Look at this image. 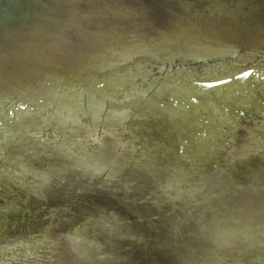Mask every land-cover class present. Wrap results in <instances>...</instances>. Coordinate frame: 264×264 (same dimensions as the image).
<instances>
[{"label":"rangeland","instance_id":"1","mask_svg":"<svg viewBox=\"0 0 264 264\" xmlns=\"http://www.w3.org/2000/svg\"><path fill=\"white\" fill-rule=\"evenodd\" d=\"M230 54L229 59L199 63L200 67L186 61L176 63L170 58L167 62L159 60L131 77L127 83L131 85L129 90L122 89L125 85H114L109 87L111 91L106 88L88 94L102 110V114L101 110L93 113L92 120L98 119L93 127L87 123V113L70 115L76 118H71L70 123L61 120L63 116L57 114L55 104L1 119L0 246L8 244L11 249L0 252V264H31L40 260L48 264L57 253L52 239L68 230L92 233L104 250L126 248V258L146 256L152 258L153 264H190L195 259L200 264H210L218 256H223L226 264L263 262L264 230L260 227L264 224V144L260 139L264 137V65ZM81 98L76 103L82 106ZM148 102L162 103L164 111L169 107L165 113L159 105L147 107ZM113 105L115 109L107 117L105 113ZM49 107L53 110L49 111ZM136 107L139 111L135 113ZM248 109L251 112L247 113ZM209 113L225 117L226 123L221 125L224 129L210 131L213 123H219L211 120ZM252 113L261 119L253 120ZM180 121L197 127L198 132L176 136L179 132L173 129ZM205 122L209 129L203 127ZM239 122L249 123L241 127L246 130L244 135L236 131L241 130ZM230 125H235V129ZM201 127L207 134L199 132ZM200 133L204 140L198 136ZM247 151H252L256 160L242 163V172L231 174V164L239 157H248ZM207 153L212 155L211 167L208 160H201L206 159ZM86 160L91 164L106 162L109 167L104 176L101 172L86 171L84 168L90 165ZM132 162L136 164L130 166ZM201 165H207V173L215 168L211 182H204L207 174L203 175L206 169H201ZM179 170L192 174L199 171L194 182L185 184L188 189L175 181L174 189L179 183L176 188L181 194L177 199L180 203L198 200L226 185L233 186L229 192L235 198L250 194L258 199L262 195L263 201L256 207L250 205V211L234 204L231 211L238 210V215L229 217L241 227L250 223L252 229L248 233L253 238L237 234L244 231L240 228L235 232L228 223L213 227L204 235L198 224L184 225L182 233L174 236L168 226L174 219L169 211L175 193L163 187L172 178H178L174 171ZM126 177L141 180L126 183ZM159 177L167 181L160 186L163 196L149 200V195H145L156 187ZM200 183L203 187L196 189ZM191 184L195 191L188 192L193 190ZM222 200L220 195L207 198L191 209L179 205V219L187 213L185 217L194 216L190 218L194 221L201 211L221 205ZM98 208L111 212L107 223L97 221L101 215ZM159 218L160 226H156ZM46 225H50L49 230H43ZM47 233L48 238L44 237ZM148 258L144 264H149ZM110 262L119 264L122 259L115 257Z\"/></svg>","mask_w":264,"mask_h":264},{"label":"water","instance_id":"2","mask_svg":"<svg viewBox=\"0 0 264 264\" xmlns=\"http://www.w3.org/2000/svg\"><path fill=\"white\" fill-rule=\"evenodd\" d=\"M230 51L245 60L253 59L261 67L264 65V0H0V120L53 104L56 107V103L80 96H83V107L87 108L88 94L128 80L159 60L167 62L170 58L176 63L186 61L200 67L199 63L227 59ZM124 88L129 90V84L126 83ZM48 110L52 111L53 107ZM248 112L251 111L248 109ZM252 114L253 120L261 119V116ZM208 117L219 123H213L210 131L216 133L224 129L220 126L226 123L225 117L214 113H209ZM240 119L244 121L242 117ZM208 124L203 123V127L209 129ZM246 124L249 123L237 126L241 129ZM230 127L234 130L236 126ZM196 129L180 121L176 122L173 131L179 132L176 136L180 137L193 134L197 132ZM236 131L240 135L246 133L244 129ZM201 133L198 136L204 140ZM231 134H234L233 131ZM205 138H208L207 135ZM260 141L264 144L263 136ZM251 152L247 151L248 157H239L238 161L232 163L229 172H242V163L255 161ZM211 156L207 153L206 159L201 158L206 162L208 160L209 167L213 162V159L209 161ZM162 161L158 160V163ZM133 162L130 166L136 164ZM185 162L182 163L187 169ZM87 163L90 165L84 168L86 171L101 172L103 176L109 167L106 162H102L103 165ZM201 166V169L207 168V165ZM212 167L217 166L213 163ZM215 168L212 172L207 173V169L203 171L204 176L207 174L204 182H211ZM130 170L134 169L130 167ZM174 172L178 178H172L167 183L165 177H159L156 187H151L145 195H149V200L160 199L163 196L160 186L164 183L168 185L165 184L163 189L168 187L175 193L169 211L174 219L168 226L174 236L182 233L184 225L194 223L201 227L203 235L213 227L228 223L233 225L231 227L235 232L240 228L244 231L237 234L245 238L250 236V223L241 227L229 218L232 215L237 217L239 211L231 210L234 204L238 209L253 210L252 206L263 201L262 195L258 199L250 194L235 198L236 195L229 192L233 186L228 188L226 185L203 194L198 200L180 203L177 199L180 200L181 194L176 188L179 183L175 184L174 189L175 181L178 180L183 189H188L185 184L194 182L199 171H194V174L180 170ZM136 179L126 177L125 182L133 183ZM191 186L193 190L188 192L195 191V186ZM200 187L203 184L200 183L196 189ZM219 195L223 198L221 205L206 208L201 211L200 217L195 216L194 221L190 219L194 216L185 217L187 213L183 214V219H179L180 206L191 209V206ZM98 211L101 214L97 218L99 223H107L111 219V212L107 209L98 208ZM151 219L157 221L156 218ZM159 220L156 226H160ZM48 226L43 230H49ZM260 229L264 230V224ZM48 236V233L44 234V237ZM96 239L92 233L75 230L58 233L51 241L57 253L50 257L48 264H113L110 261L115 257H120L123 264H144L143 261L148 258H126V248L114 252L104 250ZM8 246H0V252L10 250ZM167 258L165 255L164 259ZM148 259L149 264H153L152 258ZM213 259L214 264H226L223 256ZM43 262L33 261L31 264ZM231 263L243 264L240 261ZM190 264L200 263L195 259ZM255 264H264V261Z\"/></svg>","mask_w":264,"mask_h":264},{"label":"bare ground","instance_id":"3","mask_svg":"<svg viewBox=\"0 0 264 264\" xmlns=\"http://www.w3.org/2000/svg\"><path fill=\"white\" fill-rule=\"evenodd\" d=\"M231 52H229L228 53V57H227V59H229V58H231V54H230ZM234 53V52H233ZM246 72V74L247 73H249V71H245ZM130 79V78H129ZM129 79L128 80H125V81H123V82H121V83H119V84H116V85H118V86H121V85H126L125 83H128V82H131V81H129ZM131 85L129 84V87H130ZM114 87V86H113ZM115 89V88H114ZM123 90H126L127 88H122ZM216 93L218 92V89H216V91H215ZM91 96H89V99H88V102H87V105H88V107L87 108H84V107H82L81 106V103H79V104H77L76 102H77V99L78 98H81V96L80 97H77V98H73V99H70V100H67V101H63V102H60V103H56V111H57V114H59V115H62L63 117H61V120H66V121H68V123H70V120H71V118L72 119H76V118H73V117H71L70 115H74L75 113H80L79 114V116H82V113H87L88 114V116H86V118H88V124L89 125H91L92 127L93 126H96L97 124H98V119H96V120H92V115H93V113H100L99 112V110H101V107H98V105H99V103H96L95 102V99H94V97H91ZM82 99V98H81ZM93 99V100H92ZM109 101V100H108ZM123 101V100H122ZM74 103H76V107L74 106ZM129 103V102H128ZM164 104V103H163ZM130 104H128L127 106H129ZM148 106L147 107H156L157 105H159V106H161V108H162V110H163V108L165 107H163V105H162V103L161 104H151V103H149L148 102V104H147ZM197 105V104H196ZM74 106V107H73ZM131 106V105H130ZM169 106H166V110H167V108H168ZM113 109H115L114 108V105L113 106H111V108L109 109V112L108 113H105V115H107V117H109V113H111V111H113ZM131 109H132V112L130 113V115L131 116H133L134 115V107L132 106L131 107ZM139 108L138 107H136V110H135V113L137 112V110H138ZM166 110L164 111L165 113H166ZM173 111H176L175 110V108H173L172 109ZM139 111V110H138ZM127 113H129V112H127ZM101 114H102V110H101ZM100 114V115H101ZM32 118V117H31ZM85 120V119H84ZM76 127V126H75ZM220 127H222V126H220ZM221 130V129H220ZM201 132H203V131H201ZM14 161L15 162H18V159H14ZM264 206V205H263ZM246 215V214H245ZM242 219V218H241ZM238 221H240V220H238ZM227 224V223H226Z\"/></svg>","mask_w":264,"mask_h":264},{"label":"flooded vegetation","instance_id":"4","mask_svg":"<svg viewBox=\"0 0 264 264\" xmlns=\"http://www.w3.org/2000/svg\"><path fill=\"white\" fill-rule=\"evenodd\" d=\"M194 132V131H193ZM198 132V131H197ZM199 132H201V131H199ZM205 133V132H204ZM205 134H207V133H205Z\"/></svg>","mask_w":264,"mask_h":264}]
</instances>
